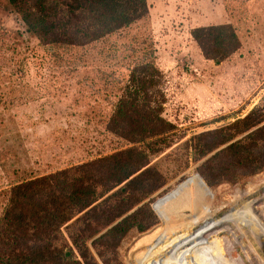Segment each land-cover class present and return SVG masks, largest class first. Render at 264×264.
I'll return each instance as SVG.
<instances>
[{
  "label": "rangeland",
  "instance_id": "obj_1",
  "mask_svg": "<svg viewBox=\"0 0 264 264\" xmlns=\"http://www.w3.org/2000/svg\"><path fill=\"white\" fill-rule=\"evenodd\" d=\"M50 1L65 14L66 0ZM32 2L0 0V216L13 185L131 145L105 131L100 122L110 106L99 68L110 43L129 41L138 28L114 33L92 48L85 60L82 48L49 46L25 31L21 17ZM148 4L156 63L163 73V116L175 125L172 146L155 155L152 163L164 175V188H172L197 173L201 161L193 160L189 147L193 134L228 125L253 108L264 107V0H148ZM221 23L234 26L242 46L217 63L203 55L191 31ZM234 180L209 186L211 193L197 208L167 221L161 216L149 230L130 234L119 248L122 263L137 264V253L150 246L142 240L168 225L169 232L161 238L179 232L189 253L187 264H204L183 230L191 224L199 230L219 222L221 232L199 246L219 252L220 264H264V170ZM207 214L213 217L204 219ZM204 260L214 264L208 255Z\"/></svg>",
  "mask_w": 264,
  "mask_h": 264
},
{
  "label": "trees",
  "instance_id": "obj_2",
  "mask_svg": "<svg viewBox=\"0 0 264 264\" xmlns=\"http://www.w3.org/2000/svg\"><path fill=\"white\" fill-rule=\"evenodd\" d=\"M65 6L60 14L53 1L28 3L21 17L25 31L49 46L82 48L89 60L98 43L138 28L129 41L110 43L99 68L110 106L100 122L131 145L13 185L0 216V264H123V241L159 223L153 204L166 221L170 217L169 208L157 200L177 186L164 188V175L152 161L172 146L175 125L163 116L166 96L148 0H66ZM191 34L203 55L217 63L242 46L231 23L197 26ZM190 141L193 160L201 161L197 173L208 186L262 172L264 107L199 131ZM167 228L142 240L150 246L137 253V264H187L189 253L179 232L161 238Z\"/></svg>",
  "mask_w": 264,
  "mask_h": 264
},
{
  "label": "water",
  "instance_id": "obj_3",
  "mask_svg": "<svg viewBox=\"0 0 264 264\" xmlns=\"http://www.w3.org/2000/svg\"><path fill=\"white\" fill-rule=\"evenodd\" d=\"M196 179L199 181L197 182ZM208 192L211 193L209 186L201 175L196 173L181 183L175 191L159 198L157 202L158 205L169 208L166 211L167 215L174 216L181 212L191 211L193 207L197 208ZM153 207L163 217L164 214L158 210L157 203H154Z\"/></svg>",
  "mask_w": 264,
  "mask_h": 264
},
{
  "label": "bare ground",
  "instance_id": "obj_4",
  "mask_svg": "<svg viewBox=\"0 0 264 264\" xmlns=\"http://www.w3.org/2000/svg\"><path fill=\"white\" fill-rule=\"evenodd\" d=\"M257 200V199H256ZM259 201V200H258ZM257 201V202H258ZM251 203V202H250ZM253 203V202H252ZM256 203V202H254ZM254 205V204H253ZM263 206V205H262ZM264 208V207H263ZM264 210V209H263ZM262 210V211H263ZM259 214V213H258ZM212 218L213 214H207L205 216L204 219H208V218ZM229 218V217H228ZM224 219V218H223ZM257 219V218H256ZM228 220V219H227ZM207 221V220H205ZM226 218L222 221L225 222ZM232 222V219L230 220ZM209 222V221H208ZM259 222V221H258ZM219 223V222H218ZM218 223L216 222H210L207 223L202 229L199 228V230L197 229H193L192 228V224L187 226L186 229L183 230V235L185 236L189 246L191 247V249L199 256V258L203 261L204 264H207L206 261L204 260V256L208 255L210 257V259H212L214 261V264H220L217 259L219 258V252H209L207 249H205V247H201L199 246L200 244H206L209 241L213 240L215 238V236L221 232V228L219 227V225H217ZM234 223V222H233ZM226 224V223H225ZM224 225V223H223ZM222 225V226H223ZM227 225V224H226ZM233 226V225H232ZM219 227V228H218ZM225 227V225L223 226ZM263 227V226H262ZM230 228V227H229ZM225 229H227V227H225ZM233 228H230L229 230H231ZM227 232V231H226ZM264 234V232L262 233ZM245 252V251H244ZM215 253V254H214ZM248 253V252H247ZM250 258V257H249Z\"/></svg>",
  "mask_w": 264,
  "mask_h": 264
}]
</instances>
